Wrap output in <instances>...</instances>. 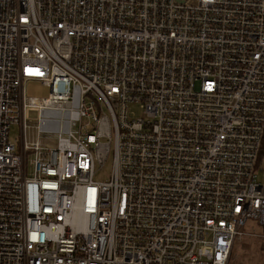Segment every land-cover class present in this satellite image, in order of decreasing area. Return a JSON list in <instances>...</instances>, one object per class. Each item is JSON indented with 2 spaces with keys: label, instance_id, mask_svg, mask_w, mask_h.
<instances>
[{
  "label": "built area",
  "instance_id": "1",
  "mask_svg": "<svg viewBox=\"0 0 264 264\" xmlns=\"http://www.w3.org/2000/svg\"><path fill=\"white\" fill-rule=\"evenodd\" d=\"M263 160L264 0H0V264H228Z\"/></svg>",
  "mask_w": 264,
  "mask_h": 264
},
{
  "label": "rangeland",
  "instance_id": "2",
  "mask_svg": "<svg viewBox=\"0 0 264 264\" xmlns=\"http://www.w3.org/2000/svg\"><path fill=\"white\" fill-rule=\"evenodd\" d=\"M26 94L37 98L47 97L49 95V88L38 82H28ZM134 111L139 116L140 111L138 107H134ZM19 134V125L12 124L9 128V140L11 142L15 141L16 144ZM260 167L262 171L259 172V179L264 181V160ZM95 170L94 180H107L112 170L111 158L106 159L101 166L96 164ZM244 231L243 236L237 239L232 247L228 264H264V242L259 234L261 228L248 224Z\"/></svg>",
  "mask_w": 264,
  "mask_h": 264
}]
</instances>
